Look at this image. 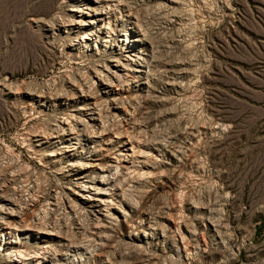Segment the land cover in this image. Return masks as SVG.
I'll return each instance as SVG.
<instances>
[{
    "label": "rangeland",
    "instance_id": "obj_1",
    "mask_svg": "<svg viewBox=\"0 0 264 264\" xmlns=\"http://www.w3.org/2000/svg\"><path fill=\"white\" fill-rule=\"evenodd\" d=\"M120 1L82 44L73 11L102 0H0V222L17 229L0 264H264V0ZM138 55L143 80L109 83ZM130 144L145 156L110 171L122 203L101 222L77 195L99 172L74 165Z\"/></svg>",
    "mask_w": 264,
    "mask_h": 264
},
{
    "label": "bare ground",
    "instance_id": "obj_2",
    "mask_svg": "<svg viewBox=\"0 0 264 264\" xmlns=\"http://www.w3.org/2000/svg\"><path fill=\"white\" fill-rule=\"evenodd\" d=\"M73 1H77V2L81 1L82 2L83 0H73ZM102 1H103L104 5H102L98 11L91 10L90 8L87 9L91 14L90 13H84L80 10L73 11L76 13L77 17L79 19H82V20H79L77 23H75V21H71L69 26H73V25L94 26L91 31H89L88 33H86L80 37V41L82 44H84L85 40H87V39L93 40L92 38H99L100 36L103 35L105 30H110V25L113 24L112 23V16L114 15V12H118V14H121V12H124V11H122L123 9L120 8L121 6H123L122 2L120 0H102ZM85 15H87L89 17V20H87V21L83 20ZM126 17H127L126 22L129 25L133 26V29H134L137 26V20L135 18H133L129 12L127 13ZM105 21H107L106 26L104 25ZM100 22H103V24L99 25ZM137 37H138V39L136 41L140 42L144 45V42H145L144 37L141 34H138ZM131 46H132V44H131ZM145 56H146V54H145ZM105 71H106L105 77L108 80L111 79L113 82V85H116V87H119V88H121L125 82L129 83L132 81L136 82L138 80H143V77H146V75H147V69L145 66L144 57L139 56V55L136 56L134 59L130 60V64H129L128 68H126V69H120L118 64H115V65H112L111 67H106ZM100 76H101V74H100ZM100 80H101V78H100ZM111 80L109 83H111ZM142 84H144V83H142ZM83 111H84V113H83L82 117H76L75 125H77L78 127H81V128H84V126H88V125L91 126L92 128H95V131L92 130L95 135H92V136L82 135L83 139L86 142H92V141L94 142V140H95L94 138L100 139L105 134L104 133L105 130L99 123V114L94 110V105H93V107L85 105V109ZM61 124L62 125L58 126V128L61 127L63 130L64 124L63 123H61ZM68 127H69V125H68ZM63 132H64V130H63ZM63 135H64V137H67L66 141L69 142L68 145H70L69 148H71V149H68L67 152H72V150H75L74 147H76L77 141L80 138L79 135L77 136L75 133L73 134L70 131H68V132L65 131ZM92 139H94V140H92ZM111 141L112 140L109 139L107 144H109ZM125 145H126V143H123V146H125ZM134 154H135V152L133 151V147L130 144L129 148L125 149V154L122 155L119 153V157H117L116 159L113 158V160H111L110 162L104 163L105 165H99L95 161L90 162L92 160H89L85 164L80 163V164L74 165V167H76L77 170L78 169L82 170L83 168L93 167V168L97 169L99 172L97 178L93 177V178H91L92 180L87 179V181H83L79 187L78 194H77L79 199L84 200V202H87V206L89 207V209L91 210V213L93 214V216L97 220H99L101 222H106V221H108V219H111V217H112L111 211L112 210L118 211L119 203H122V200L120 198H118L119 196L115 195L116 193L114 194L116 186L113 184L112 181H109L110 171L118 168L117 166H120L126 172L129 169H132L131 167L133 166V162L137 161V163H140L139 160L142 157L140 155H143V154H140L139 156H137V154H136V156H134ZM143 156H145V155H143ZM135 166H136V164H135ZM114 196L116 198L112 199ZM7 205H9V204H7ZM4 206H6V205L0 206V219L1 220H3L4 218H7V217L14 216V214L12 213L13 212L12 208L11 207L9 208V206H7L8 208H5ZM4 230L9 231V232H7V236H9L11 234L10 231L17 230V229L11 230V228H9V227L5 228L4 224L1 221L0 222V239H2L6 235ZM146 230H147V232H149L150 226L147 225ZM64 256H66V255H64ZM39 264H50V262L45 260L43 263H39Z\"/></svg>",
    "mask_w": 264,
    "mask_h": 264
}]
</instances>
